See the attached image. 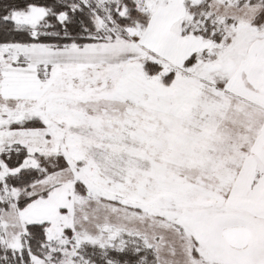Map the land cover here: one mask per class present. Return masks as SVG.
<instances>
[{
  "label": "snow or ice",
  "instance_id": "obj_1",
  "mask_svg": "<svg viewBox=\"0 0 264 264\" xmlns=\"http://www.w3.org/2000/svg\"><path fill=\"white\" fill-rule=\"evenodd\" d=\"M0 264H264V0H0Z\"/></svg>",
  "mask_w": 264,
  "mask_h": 264
}]
</instances>
